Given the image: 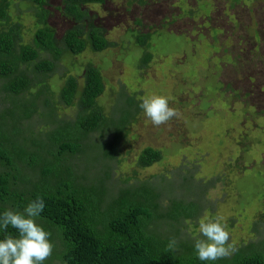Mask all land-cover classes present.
<instances>
[{"label":"rangeland","instance_id":"obj_1","mask_svg":"<svg viewBox=\"0 0 264 264\" xmlns=\"http://www.w3.org/2000/svg\"><path fill=\"white\" fill-rule=\"evenodd\" d=\"M17 4L12 15L21 24L22 43H31L34 9ZM60 6V0H50L44 7L57 40L76 26ZM87 10L113 46L100 52L87 47L71 58L63 52L53 73L45 75H34L30 66V92L36 93L38 82L44 92L36 100L37 113L23 123L25 131L43 139L56 121L75 119L76 108L65 106L59 91L70 75L80 87L83 67L91 64L104 79L97 103L107 117L117 118L114 112L127 98L134 104L115 160L101 157V143L113 137L112 127L89 134L83 152L67 156L65 163L82 174L79 183L96 181L109 165V195L145 185L160 194L162 211L172 199L196 203L194 217L180 221L177 241L203 238L200 221L217 216L224 218L236 249L264 240V0H114ZM134 35H148L147 47L138 46ZM147 54L151 60L143 66ZM65 55L75 67L68 69ZM43 59L53 60L48 53H41ZM152 95L168 97L179 115L153 126L139 106ZM4 97L0 90V111L23 108L20 102L4 104ZM44 100L54 112L44 109ZM147 147L159 150L162 159L142 169L135 161ZM158 223L161 233H172L169 221Z\"/></svg>","mask_w":264,"mask_h":264},{"label":"trees","instance_id":"obj_2","mask_svg":"<svg viewBox=\"0 0 264 264\" xmlns=\"http://www.w3.org/2000/svg\"><path fill=\"white\" fill-rule=\"evenodd\" d=\"M16 1L19 7L23 1L34 9V36L31 43H22L21 24H16L17 17L12 15L15 0H0V90L5 95L1 102H20L23 107L0 111V214L7 209L22 212L30 201L43 197L45 208L37 222L51 233L54 243L52 255L43 264H264V240L246 244L230 257L215 261L199 260L194 243L177 241L180 221L192 219L198 212L194 202L172 199L170 207L162 211L157 202L160 194L145 185L119 188L109 195V165L96 181L79 183L82 174L76 175L65 163L67 156L81 154L89 134L112 127L113 137L101 143V157L105 162L115 160L127 135V120L132 115L129 110L134 104L131 97L127 98L125 106L114 112L117 118L107 117L97 103L104 92V79L91 64L83 67L80 87L77 78L70 75L59 91L60 101L76 108L75 119L56 121L43 139L25 131L23 123L37 113L36 100L44 92L40 82L36 93L30 92L32 78L26 75L27 69L32 66L34 75L53 73L63 52L71 58L87 47L100 52L113 46L104 38L103 30L94 26L87 7L114 0H60L59 10L76 26L59 40L46 22L48 12L44 7L50 0ZM134 37L139 40L138 46L147 47L148 35ZM41 53H48L53 60H40ZM149 60L147 54L140 63L145 66ZM70 61L68 69L75 67ZM44 102V109L54 112L49 101ZM161 159L159 150L147 147L135 164L143 169ZM27 169L31 170L28 174ZM159 220L169 221L166 227L172 233H161ZM8 233L15 235L16 230L0 229V239ZM173 239L177 244L169 249Z\"/></svg>","mask_w":264,"mask_h":264},{"label":"clouds","instance_id":"obj_3","mask_svg":"<svg viewBox=\"0 0 264 264\" xmlns=\"http://www.w3.org/2000/svg\"><path fill=\"white\" fill-rule=\"evenodd\" d=\"M140 108L151 120L153 126L167 124L178 111L169 106V98L163 95L146 97ZM45 208L42 196L30 201L24 210L7 209L0 214V229L7 232L9 227L16 230L15 235L8 233L0 239V264H43L53 253L54 243L51 233L37 222ZM222 216L202 220L199 232L203 238L195 239L194 249L201 261H215L230 257L237 250L229 243L230 233ZM175 239L168 244L173 249Z\"/></svg>","mask_w":264,"mask_h":264}]
</instances>
